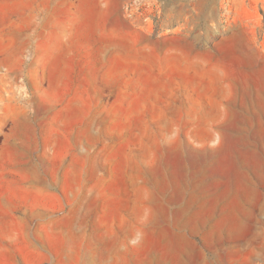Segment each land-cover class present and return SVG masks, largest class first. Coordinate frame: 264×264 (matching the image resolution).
Here are the masks:
<instances>
[{"label": "rangeland", "instance_id": "obj_1", "mask_svg": "<svg viewBox=\"0 0 264 264\" xmlns=\"http://www.w3.org/2000/svg\"><path fill=\"white\" fill-rule=\"evenodd\" d=\"M124 1L0 0V264H264V0Z\"/></svg>", "mask_w": 264, "mask_h": 264}, {"label": "built area", "instance_id": "obj_2", "mask_svg": "<svg viewBox=\"0 0 264 264\" xmlns=\"http://www.w3.org/2000/svg\"><path fill=\"white\" fill-rule=\"evenodd\" d=\"M122 10L125 19L143 32L156 31L157 19L161 13L160 0H125Z\"/></svg>", "mask_w": 264, "mask_h": 264}, {"label": "crops", "instance_id": "obj_3", "mask_svg": "<svg viewBox=\"0 0 264 264\" xmlns=\"http://www.w3.org/2000/svg\"><path fill=\"white\" fill-rule=\"evenodd\" d=\"M9 133L6 132V136L8 135Z\"/></svg>", "mask_w": 264, "mask_h": 264}]
</instances>
